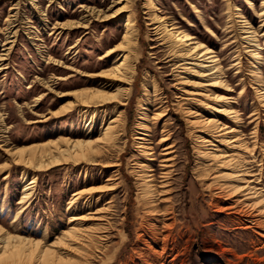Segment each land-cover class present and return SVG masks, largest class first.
Wrapping results in <instances>:
<instances>
[{"label": "rangeland", "instance_id": "rangeland-1", "mask_svg": "<svg viewBox=\"0 0 264 264\" xmlns=\"http://www.w3.org/2000/svg\"><path fill=\"white\" fill-rule=\"evenodd\" d=\"M35 2L37 6L47 11L46 17L41 15L31 0L20 1L17 17L18 39L8 55L9 59L3 61L7 67L0 70V114H2L0 161L3 146L7 143L26 145L45 141L57 135L84 138L90 126H92L90 135L95 137L101 133L102 125L106 126L101 111L96 119H92L90 111L87 115H83L79 109L65 116H55L51 113L67 98H71L67 95L59 96L61 91L91 85L87 73L109 67L114 60L118 61L119 56L115 53L107 60L101 55L120 42L125 24L122 16L105 21L92 19L88 28L64 30L60 33L59 29L51 30V26L57 20L82 19L83 4L107 9L113 0H35ZM155 2L159 6L158 12L168 16L170 21L186 31L202 36V39L219 53L225 77L231 79L230 84L234 88L231 91L234 96L232 98L238 100V107H242L244 119H247V114L259 98L250 79L249 59L246 49L243 48L248 44L242 37L245 33L240 30L237 18L236 23L230 21L226 10L227 0H155ZM12 3L11 0H0V28H2L0 54L6 36L5 19ZM121 4H115L113 7L116 8ZM232 5L234 8L239 7L247 16L250 14L253 23L259 26L262 18L259 15L262 0H232ZM151 8L147 0H132V6L128 11L135 19V27L138 31V39L135 40L136 76L131 85L132 91L127 95V103L118 105L116 110L112 109L113 104L110 107L111 118L118 117L115 129L120 138L115 147L118 151L122 149L119 151L122 154L118 156L117 153H109L108 157L97 158L99 161L108 159L119 161L120 164L112 168L103 167L104 163L100 166V164L81 162L60 164L46 170H36L24 165H14L8 170L0 169V205H2L0 223L11 232L36 237H42V229L46 227L50 241H54L64 229L74 225V220H71L73 208L69 209L70 201L77 196L76 192L80 191L78 208L75 212L87 214L82 222L84 224L96 221L89 215L98 207L112 205L106 213L108 219H103L108 227L100 234L102 235L100 249L95 251L94 260L88 264H126L130 261V264L132 262L134 264H264V227L256 225L246 227L245 223L240 225L237 213L222 209L230 202L225 197L217 198L213 193L217 191V186L210 185L211 175L207 177L200 174V170L206 167L203 166L206 161L195 146L197 141L195 135L189 131L186 116L175 106L181 94L174 76L177 58L172 59L167 45L161 44L162 33L160 31L157 33L152 28L154 24L147 22L150 20L148 17L152 16ZM46 21L48 25L45 24ZM27 24L35 25L36 34L41 37L34 39V44L24 30ZM263 32L264 25H261L257 40L260 42V50L264 56ZM154 44L158 46L152 47ZM238 55H241L239 68L237 67L239 64H233ZM54 59H61L73 68H65L55 63ZM70 73L73 75L66 79L55 77ZM148 73L156 74L160 83L159 96L163 99L161 105L157 103L148 110L150 113L148 124L151 126L149 134L152 135L148 137H152L150 145L153 150L156 149V159L153 160L145 158L141 152L144 145H140L146 144L145 141L134 136L138 129L139 117L143 114L141 111L144 110L140 103L145 102L148 95L152 96L147 94L148 92H153L152 85L147 90H143L142 80L149 75ZM241 75L245 77L246 86L243 97H237L242 87L238 83ZM39 77L51 79L54 82L53 90L46 88ZM40 94L43 96L42 99L36 100L35 97ZM166 105H168L167 113L157 122L153 117L154 112L165 109ZM47 114V118L42 116ZM261 117L258 133L260 143H263L264 109ZM227 123L234 124L231 120ZM164 124L167 125L165 130H163ZM252 125L246 127L247 134L252 129ZM166 133L169 138L157 143ZM147 134L137 135L144 137ZM169 143L175 145L173 153L175 160L170 166L172 172L168 192L163 194L167 198L161 203V207L171 206L174 212L167 221L170 223L174 221L176 224L170 231V236L174 238L173 242L164 250L161 245L153 242L149 235L151 224L147 221L150 220L149 216L154 214L145 213L140 205L143 189L136 172L142 171L136 161L151 162L152 172L157 180H160L159 176L164 170L161 159L165 156L158 153ZM214 144H219V137ZM142 168H145V164ZM24 171L26 174L23 173ZM35 175L34 191L24 208L18 203L23 193L21 192L23 183L31 180ZM111 182L114 188L103 189L102 186ZM260 185L264 190V177ZM99 188L101 190H97ZM98 194H103L100 201L96 199ZM16 211H20L19 218H15ZM256 217L264 222V215L261 213ZM159 232L162 233L159 234L160 237L163 233L165 235L168 233L164 229ZM147 241H150L151 245H146ZM64 247L65 245L58 248L62 251Z\"/></svg>", "mask_w": 264, "mask_h": 264}, {"label": "bare ground", "instance_id": "bare-ground-1", "mask_svg": "<svg viewBox=\"0 0 264 264\" xmlns=\"http://www.w3.org/2000/svg\"><path fill=\"white\" fill-rule=\"evenodd\" d=\"M11 1L13 2L11 9L5 19L7 22L4 27L6 36L2 43L3 51L0 54V70L7 67L3 64V61L9 59L8 55L18 39L17 17L19 16L18 8L21 0ZM147 2L152 7L150 13L152 16L148 17L150 20L147 22L151 25L154 24L152 28L157 33L159 31L162 33L160 37L162 39L161 44L167 45L172 59L177 58L174 76L181 94L175 106L186 116L189 131L195 135L197 141L195 146L200 150V156H203L206 161L203 165L206 167L200 170V174L207 177L209 174L211 175L210 185L217 186V191L213 193L217 195V198L218 196L225 197L230 202L228 205L223 206L224 208H221L237 213L240 225L245 223L246 227H252V225L264 227V222L256 217L260 213L264 215V190L262 189L263 186L260 185L264 177V142L260 143L258 133L264 109V67H262L264 56L260 50V42L257 40L259 28L264 25V0H262L261 12L259 11V15L262 17L259 26L253 23V17L250 18V14L247 16L239 7L234 8L232 0H227L226 6L230 21L235 22L237 18L240 30L245 33L242 37L246 39L244 40L248 44L244 45L243 48L246 49L245 52L249 59L250 79L259 98L247 114V119H244L242 107H238V100L232 98L234 96L231 91L234 88L230 84L231 79L225 77L219 53L206 40L202 39V36L186 31L170 21L168 16L158 12L159 6L155 0H147ZM31 3L38 8L42 16L46 17L47 11L45 9L37 6L35 0H31ZM118 3L122 4L116 8L113 7ZM131 6L132 0H113V3L107 9H99L94 5L83 4L81 7L84 12L82 19L57 20L51 26V30L59 29L58 32L60 33L64 30L88 28L92 19L105 21L122 16L125 22L120 42L101 55L102 58L107 60L115 53L119 56L118 61L114 60L109 67H102L87 73L88 82L91 85L61 91L59 96L67 95L71 98H67L51 113L55 116H65L79 109L83 115H87L90 111L92 119H96L101 111L102 120L106 121V126H104L105 124L102 125L101 133L93 137L90 135L92 129V126H90L84 138L57 135L45 141L26 145L14 142L7 143L3 146L0 169L8 170L14 165H24L36 170H46L60 164H79L81 162L100 164V166L104 163L103 167L112 168L120 164L119 161H111V159H100L101 161H99L97 158L108 157L109 153H117L118 156L122 154V152H119L122 149L118 151L115 147L117 140L120 138L116 132L117 129H115L117 128L118 117L111 118L110 113H112V110L110 107L113 104L112 109L116 110L118 105L127 103V95L131 93V85L135 81L137 68L135 40L138 39V31L135 27V19L128 12ZM28 20L30 19L28 18ZM45 24L48 25L47 21ZM24 30L33 44L34 39H41L36 34L35 25L27 24ZM157 46L158 44L152 45V47ZM240 56L238 55L235 63L233 62V64H239L238 68L241 66ZM54 60L55 63L65 68H73L70 64L62 62L61 59ZM72 75L70 73L68 75H56L55 77L62 80ZM240 78L238 83L242 87L237 97H243L246 86L245 77L241 75ZM39 80L46 88L53 90L52 84L54 82L51 79L39 77ZM142 85L143 90H147L150 85L153 86V92L147 94H151L154 98L148 95L147 100L140 103L144 110L141 111L143 114L139 117L138 129L134 136L145 141L146 144L140 145H144L141 152H143L145 158L153 160L156 159V149L153 150L154 148L150 145L152 137H148L152 136L149 134L151 133V126L148 124V117H150L148 110L157 103L161 105L163 99L159 96L160 83L155 73L146 75L142 80ZM42 97V94H40L35 99L40 100ZM168 105L165 109L154 112L153 117L157 122L167 113ZM1 116L2 114H0V118ZM42 116L47 118L48 114ZM229 120L233 121L234 124L227 123ZM250 124H253L252 129L247 134L245 129ZM166 126L164 124L163 130L166 129ZM141 133L148 134L139 137L137 134ZM217 137H219V144H214ZM167 138H169V135L167 133L163 134L157 143H162ZM174 146L173 143L166 144L163 146L162 151L158 153L165 156L161 159L164 170L159 176L161 177L160 180H157L158 178L152 172L151 162L136 161L137 166L141 167L142 171L136 172V177L141 180L143 189L140 205L144 208L145 213L154 214L150 215V220L147 221L148 224H151L149 235L151 240L157 245H161L164 250L169 243L173 242L174 238L170 236V231L176 224L174 221L171 223L167 221L171 216L170 214L174 212L171 210V206L161 207V203L167 198L163 194L168 192V183L172 172L170 166L174 164L175 160ZM144 164L145 168H142ZM214 169L216 170L211 172ZM23 173L26 174V171ZM35 181L36 175L31 180L23 183L21 191L23 193L18 201L22 207H26L29 202L34 191ZM102 187L108 190L115 186L111 182V184ZM97 190H101V188ZM76 194L77 196L70 201L69 207V209L73 208L71 220H74V225L64 229L60 235L56 236L54 241H50L46 227L42 229V237H36L11 232L0 223V264H88V262L94 260L95 251L100 249V237H102L100 234L108 227L103 219H108L106 213L112 205L98 207L93 214L89 215L90 218L96 221L92 223L85 222L84 224L82 222L87 214H77L75 212L78 208L77 201L80 198V191ZM102 198L103 194H98L96 199L100 201ZM256 209L257 211H255ZM0 211H2V205H0ZM19 216L20 211H16L15 218H19ZM161 229L167 230L168 233L166 235L163 233V236L160 237L159 234L162 233L159 231ZM147 244H150V241H147ZM64 245V249L60 251L58 247ZM145 255L147 254L145 253ZM130 262L126 264H130Z\"/></svg>", "mask_w": 264, "mask_h": 264}]
</instances>
